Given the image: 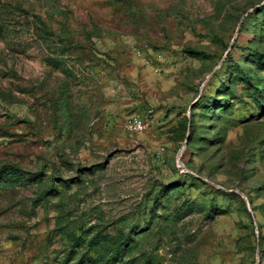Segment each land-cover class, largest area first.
Listing matches in <instances>:
<instances>
[{
    "label": "rangeland",
    "instance_id": "374dc122",
    "mask_svg": "<svg viewBox=\"0 0 264 264\" xmlns=\"http://www.w3.org/2000/svg\"><path fill=\"white\" fill-rule=\"evenodd\" d=\"M0 264H264V0H0Z\"/></svg>",
    "mask_w": 264,
    "mask_h": 264
},
{
    "label": "built area",
    "instance_id": "2783aa9c",
    "mask_svg": "<svg viewBox=\"0 0 264 264\" xmlns=\"http://www.w3.org/2000/svg\"><path fill=\"white\" fill-rule=\"evenodd\" d=\"M149 114V113H148ZM147 116L136 115L128 121L127 128L132 133H143L148 125Z\"/></svg>",
    "mask_w": 264,
    "mask_h": 264
}]
</instances>
